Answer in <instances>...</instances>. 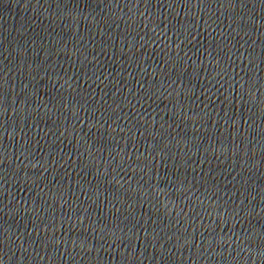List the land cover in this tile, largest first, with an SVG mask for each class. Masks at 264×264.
Returning <instances> with one entry per match:
<instances>
[{
	"label": "water",
	"instance_id": "water-1",
	"mask_svg": "<svg viewBox=\"0 0 264 264\" xmlns=\"http://www.w3.org/2000/svg\"><path fill=\"white\" fill-rule=\"evenodd\" d=\"M194 264H264V109L225 185Z\"/></svg>",
	"mask_w": 264,
	"mask_h": 264
}]
</instances>
